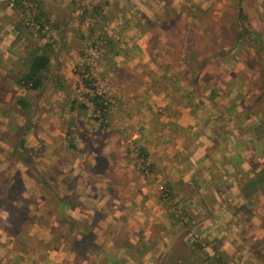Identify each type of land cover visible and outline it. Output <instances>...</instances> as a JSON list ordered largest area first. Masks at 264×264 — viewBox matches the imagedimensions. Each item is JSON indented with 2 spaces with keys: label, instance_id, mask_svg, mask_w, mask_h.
I'll list each match as a JSON object with an SVG mask.
<instances>
[{
  "label": "rangeland",
  "instance_id": "1",
  "mask_svg": "<svg viewBox=\"0 0 264 264\" xmlns=\"http://www.w3.org/2000/svg\"><path fill=\"white\" fill-rule=\"evenodd\" d=\"M237 1L43 0L49 22L29 40L18 39L15 23L21 16L7 0H0V171L10 177L19 171L26 197L13 203L17 207L0 204V264L86 262L74 259L60 227L54 230L56 236L53 233L57 222L49 201L70 193L61 185L62 178L69 187L77 185L82 195L85 209L75 212L80 219L107 201L110 217L97 229L100 249L111 257L106 264H188V259L200 257L186 243L205 240L227 253V264H264V228L242 222L259 214L264 202L259 203L256 190L264 183L248 187V178L242 183L251 207L240 205L238 195L227 198L232 205L209 195L210 206H217L215 212H199L195 207L191 219L186 215L191 220L189 232L173 226L169 218L174 210L182 211L180 182L174 180L180 174V130L172 124L183 106L180 95L188 97L184 106L194 112L200 108L202 115L207 104L201 108L200 103L210 91L222 90L224 99L235 100L232 108L242 113L256 114L264 107L262 56L253 46H237L235 40ZM96 6L100 14H90ZM84 7L90 13L82 22ZM243 7L264 45V0H243ZM105 36L112 40L110 45L103 41ZM47 44L52 62L44 88L27 90L16 83L25 69L22 57L28 46ZM112 47L122 52L111 57ZM218 51L220 55H215ZM204 60L207 64L202 68ZM87 61L99 92L106 93L111 103L105 129L94 119L77 74V65ZM199 72L201 78L194 85ZM18 98L26 99L29 107L16 104ZM75 98L88 103L87 113L71 109ZM236 117L246 121L241 113ZM251 118L246 130L258 121L256 115ZM27 124L29 150L22 153L19 143ZM249 145L251 155L256 146L251 140ZM140 146L145 147L147 159L138 154ZM255 152L264 154V150ZM170 166L174 168L168 171ZM259 173L264 177V168L253 177ZM17 185L15 194L21 189L20 180ZM164 186L173 198L163 193ZM2 201L9 205V199ZM118 218L124 219L122 225ZM109 224L120 227V234H111L109 243H104L101 234ZM129 239L133 244L143 239L147 248H141L147 252L132 258L123 248ZM81 250L86 253V248Z\"/></svg>",
  "mask_w": 264,
  "mask_h": 264
},
{
  "label": "trees",
  "instance_id": "2",
  "mask_svg": "<svg viewBox=\"0 0 264 264\" xmlns=\"http://www.w3.org/2000/svg\"><path fill=\"white\" fill-rule=\"evenodd\" d=\"M7 2L12 5V8L15 10V12L21 16L19 21L15 23V28L19 32V36L17 35L18 39H22V37L25 36L26 39L34 40L37 35V30L40 32L49 22V18L46 17V13L44 11L43 0H7ZM36 10L37 12L35 13L34 11ZM93 12L90 13L88 7H84L82 11V22L86 21L87 14H100L101 11L100 8L98 9V6H96L94 7ZM236 14L237 31L235 40L237 46H253L258 55L262 56L260 76L262 80L263 93L260 95V99L262 98L264 100V45L258 32L253 30L250 26L248 15L243 7V0L237 1ZM28 29L30 31H27ZM107 38L108 36H105L103 41L106 42ZM106 43L107 45H110L112 43V40L110 39ZM96 45V43H93V46ZM47 46L48 44L43 46L38 45L34 47L28 46L26 48V52L22 57V65L25 69L20 72L18 78L16 79V83L23 86L27 90H41L44 88L45 81L48 78L47 74L50 70L52 62L51 51ZM121 52V49L113 47L108 51L111 57L119 55ZM215 55H220V51L215 52ZM206 64V60L202 61L201 67L204 68L203 66H205ZM77 74L80 77L81 83H83L84 87L86 88V91L85 93H83V95L86 100L93 106V110L95 113L94 119L97 122H100V128L105 129L107 126H109L106 121L109 119L111 113V103L109 101L108 95L106 93L99 92V88L97 86V78L93 72L91 64L88 61L84 62L82 65H77ZM199 78H201V72H199L195 76V78L192 80V84L196 85ZM16 104L20 105L24 109H27L29 107V103L24 98H18L16 100ZM71 109H78L87 113V111L89 110V105L86 101H81L75 98L71 102ZM234 110H236V107L234 108ZM238 120L239 118L236 117V121ZM27 125L25 126L23 136L21 137V141L19 143V150L22 153H27V151L29 150L26 140V129L29 127V125ZM251 125L252 133L257 132L262 134L264 132V125L258 126L257 121H254L253 123H251ZM255 128H257V131H254ZM138 154L140 156L143 155L144 157H146V159L148 157L144 146H140ZM19 180L21 181V189L20 191H18V193L15 194L14 188L18 186L17 182ZM13 181L15 182L13 183ZM258 183H264V177H261V174H257L256 177H253L247 182L248 187H256ZM61 185L67 187L70 193L67 195H57L56 197H54V201H52V199L51 202L49 201L48 206H50L51 208L53 207L54 210L52 214L55 215V220L57 222V225L54 227L53 231H56L58 227L63 230V236L67 239V246L76 253L78 259L83 260L88 256L96 255L97 253H99L104 255V257L101 258L98 263L94 262L93 264H106V262H108L107 259H110L111 257L107 253L101 251L102 248L100 249L99 243L96 244V236L93 233V224L99 222V220L101 219L104 221L108 217V213L111 210L107 209L108 206L105 205L102 210L96 212V214L92 217L91 225L80 224L78 220L74 218L69 212L76 207L78 208L83 206L81 196L79 195V192L76 191L77 185L69 187L64 178H62ZM57 187L59 188L60 186L57 185ZM167 190L168 189L166 188V186H164L163 193L167 194L169 198H173V193ZM24 191L25 182L21 179V173L19 171L15 173V177L6 176L4 174V171H0V199H9V205L5 204L4 201L0 203L2 204V208H10V206L17 207L18 205L13 206V203L15 204L24 202V200H26V197L23 196ZM114 206L115 205H112L111 208ZM192 212L193 211L190 210L184 211V209H182V211L180 212L177 209L174 210V212H171V214L169 215L172 225H180V228L184 227L186 232H189L191 229V227L189 226V224H191V220L189 219H191V217L193 216ZM186 215L190 216L188 220L186 218ZM117 222L122 225L124 219L118 218ZM81 225H83L87 229H85L87 232L85 231L79 234L76 233L77 235L72 236L74 231L82 229L79 228ZM151 228L152 227H150V230ZM119 229L120 227L117 226V228H115L114 225L109 224L107 229H105L103 232L104 237L110 240L109 236L113 233H115L116 235L118 234L117 236H119ZM55 231L53 232L54 236H56ZM81 231H83V229ZM152 234L153 232L151 231V235ZM79 235L80 237H78ZM214 240L217 241V239ZM213 242L214 241L212 240H205V242H187L186 244H189V246L198 253L197 257H200L199 260L195 258H193L192 260L188 259V264H227L225 260V256L227 255V253L219 248V246H214ZM141 246L145 249L147 248V245L145 244L143 239H140L137 244H133L130 239L126 242V244H123V248H125L129 255L132 258L134 257L135 259V254H143L147 252V250L142 249ZM208 246H210L211 249L209 251L207 249ZM80 248H86V253L83 254ZM118 249L119 247L116 246V250Z\"/></svg>",
  "mask_w": 264,
  "mask_h": 264
},
{
  "label": "crops",
  "instance_id": "3",
  "mask_svg": "<svg viewBox=\"0 0 264 264\" xmlns=\"http://www.w3.org/2000/svg\"><path fill=\"white\" fill-rule=\"evenodd\" d=\"M209 94L207 99H203L204 103H200L201 108L203 104H207V107L203 109L205 110L203 115L199 112L200 108L197 110L195 108L196 111L194 112V108L191 106H184V104L186 105L187 97L184 98V95L181 94L180 103L183 106L180 105V116L176 118L177 123H172L180 126V129L178 126V131L180 130V136H178L180 137V147H178V150H180V161H178L180 174H178V179L177 177L174 179V175L172 178L176 180V183L180 182V208L181 210L184 209V211L190 210L196 212L195 207H199L201 209L200 211L198 210L199 212H215L216 209L213 208L217 206L214 204L211 207L208 201V196L211 194L216 197L217 201L224 202L225 205L229 203L227 198L230 200L231 196L238 195L241 200L240 205L244 204L247 207H251L248 200V191L242 183L246 182V178H248V182L249 178L255 175V171H261L264 168V154L260 152L264 150V135L253 132L252 136H249L252 130H246L245 126L249 124L252 120L251 117H255V115L258 117V126L264 125V107H260L257 113L253 115L242 113L241 110L243 119H246V121L240 122V120L236 121V116L240 111L232 108L234 101H230V98L224 99L222 90L218 91V93H211L210 91ZM229 106L231 107L227 110ZM170 119L173 121L172 117ZM174 128L172 131H175ZM172 131L173 136L175 133ZM254 131H257V128ZM249 140L255 144L254 150L256 151L257 149L260 153L253 151L249 155ZM250 162L255 163L254 167H251ZM170 168L173 170L174 167L170 166L167 170L169 171ZM189 189H191L190 193L188 192ZM90 192L88 191V195ZM256 192H258L257 195H259V203L261 204V201L264 202V187H259ZM79 195L82 198V195ZM100 198L102 199L101 202H103L104 197ZM82 204L84 205V203ZM106 204L107 201L99 209L96 208L89 214L83 215L81 213L84 216L83 219L77 217L75 212L78 209H85V207H76L69 212L80 224L91 225L92 217L97 211L102 210ZM229 204L232 205V203ZM261 207H264V203ZM261 207L258 210L259 214ZM230 209L234 210V207L232 206ZM110 214L111 211L108 213V217H110ZM259 214L253 215L250 218H243L242 222L249 225L256 222V227L263 229L264 213ZM102 222L103 220L101 219L99 222L93 224L96 244L99 238L97 229L102 226ZM79 228H82L83 231H81L82 229H78L73 232L72 236L87 230L83 225ZM101 236L104 239V243H109V239L104 237L103 232ZM72 255L75 260H78V256L73 250ZM99 255L101 254H96V259ZM96 259L88 256L83 259L86 262H79L77 264H88L89 260L95 261ZM100 259L101 257L96 262L98 263Z\"/></svg>",
  "mask_w": 264,
  "mask_h": 264
}]
</instances>
